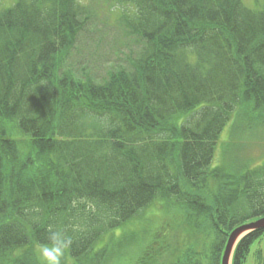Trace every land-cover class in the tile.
<instances>
[{
	"label": "trees",
	"instance_id": "1",
	"mask_svg": "<svg viewBox=\"0 0 264 264\" xmlns=\"http://www.w3.org/2000/svg\"><path fill=\"white\" fill-rule=\"evenodd\" d=\"M100 1L136 9L121 18L127 64L105 76L68 65L93 8L19 0L0 12V264H38L33 246L52 231L76 264H105L98 243L156 201L180 209L174 231L187 236L167 264H221L233 230L264 217V156L233 143L212 168L236 113L243 130L264 127V5ZM165 228L134 264H163L148 249ZM232 264H264V231Z\"/></svg>",
	"mask_w": 264,
	"mask_h": 264
},
{
	"label": "rangeland",
	"instance_id": "2",
	"mask_svg": "<svg viewBox=\"0 0 264 264\" xmlns=\"http://www.w3.org/2000/svg\"><path fill=\"white\" fill-rule=\"evenodd\" d=\"M18 0H0V11L3 9H8L13 7ZM260 3H264V0H259ZM83 4H90L97 2L93 5L96 11V19L94 20L96 24V29L93 34L87 33L82 37V41L79 42L78 47L75 49L72 55V59L79 62L77 70L80 71V67H86L87 69H94L99 75L105 74V64L111 59H118L120 64H127L126 56L128 55V50L123 48L125 44H129L132 47L133 42H129L123 36L120 37V29H115L114 26H117L116 22L117 17H120L121 12L116 14L110 9H103V2L100 0H81ZM100 2V3H99ZM244 4L249 8H256V0H244ZM132 48H130V51ZM238 118H241L242 115L240 112L237 114ZM236 119V118H234ZM234 119L222 132L220 140L218 142L216 156L212 167L221 166V159L224 160L225 153L222 151L223 147H226L227 156H229L230 148L229 144L232 142V137L235 138V130L231 132L230 125L235 121ZM230 129V130H229ZM239 141H244L246 135L241 133ZM258 142H264V130L260 133ZM256 133L251 134L248 139H251L252 136L258 135ZM14 139L17 141H24L19 135H15ZM231 139V140H230ZM234 141V140H233ZM264 145V143H263ZM24 147V145H22ZM259 155L258 147H254L250 152V157L255 158ZM243 158V156H241ZM258 160V159H257ZM257 160L255 162H257ZM223 165V162H222ZM223 167V166H221ZM155 207L150 208L143 218H133L129 223L123 225L122 227L116 228L113 232L109 233L104 240H101L96 248L107 247V254L110 255L109 261L105 264H134L138 261L137 255L141 254L144 246L149 241V234L154 228L157 227H166L169 226L167 234L161 239L162 234L159 235L158 240L156 241V247H150L149 252L155 251L158 252V258H162L163 264H167L168 261H171L173 255L178 251L185 248L184 243L186 244V235L175 233L174 227H177L175 224L179 222L176 217V208L169 203L166 205L162 202L155 204ZM181 223V222H180ZM167 228H165L166 230ZM177 234V235H176ZM173 237L171 238V236ZM171 238V239H170ZM204 243L199 242L198 248ZM36 246V245H35ZM33 246V248L35 247ZM37 247V246H36ZM36 247L33 249V256L36 258V262L40 264L36 256ZM256 248V247H255ZM172 254V255H171ZM170 255V256H169ZM179 255V253H177ZM169 256V257H168ZM114 260V262H113ZM139 263V262H137ZM61 264H76L75 261L65 253L64 258L62 259Z\"/></svg>",
	"mask_w": 264,
	"mask_h": 264
},
{
	"label": "clouds",
	"instance_id": "3",
	"mask_svg": "<svg viewBox=\"0 0 264 264\" xmlns=\"http://www.w3.org/2000/svg\"><path fill=\"white\" fill-rule=\"evenodd\" d=\"M71 240L66 238L60 231H52L49 242L38 244L36 256L40 264H61Z\"/></svg>",
	"mask_w": 264,
	"mask_h": 264
},
{
	"label": "water",
	"instance_id": "4",
	"mask_svg": "<svg viewBox=\"0 0 264 264\" xmlns=\"http://www.w3.org/2000/svg\"><path fill=\"white\" fill-rule=\"evenodd\" d=\"M258 230H264V218L237 228L229 237L223 254L222 264H231L233 253L239 241L247 234Z\"/></svg>",
	"mask_w": 264,
	"mask_h": 264
},
{
	"label": "bare ground",
	"instance_id": "5",
	"mask_svg": "<svg viewBox=\"0 0 264 264\" xmlns=\"http://www.w3.org/2000/svg\"><path fill=\"white\" fill-rule=\"evenodd\" d=\"M255 159L257 160L258 159V161H261L262 160V158H260V157H255Z\"/></svg>",
	"mask_w": 264,
	"mask_h": 264
}]
</instances>
